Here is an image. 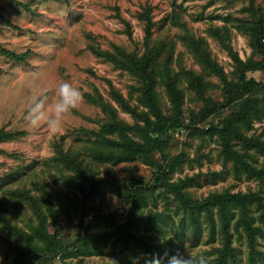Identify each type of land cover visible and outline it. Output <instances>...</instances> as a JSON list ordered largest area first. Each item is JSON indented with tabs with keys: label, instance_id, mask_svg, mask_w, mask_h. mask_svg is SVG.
<instances>
[{
	"label": "rangeland",
	"instance_id": "374dc122",
	"mask_svg": "<svg viewBox=\"0 0 264 264\" xmlns=\"http://www.w3.org/2000/svg\"><path fill=\"white\" fill-rule=\"evenodd\" d=\"M0 7V264H14L16 248L26 246L10 233L1 215L38 242L39 213L45 218V231L57 235L63 250L46 258L38 254L31 264H153L154 260L168 264V257L178 250L202 254L207 264H218L225 237L217 207H212L210 216L198 214L196 230L175 193L162 186L143 190L136 212L153 215L157 221L128 227L131 235L124 243L127 236L120 227L129 216L130 203L118 190L125 193L132 179L153 186L158 172L135 155L110 158V150L120 153L110 140L119 138L103 127L114 120L126 124L130 138L145 143L142 118H150L152 129L156 119L141 102L139 79L92 48L106 52L119 48L139 57L156 51L162 63L159 71H170L179 105L172 102L167 81L160 77L155 94L165 120H179L181 126L164 134L148 132L164 143L161 151L152 152L156 162L165 164L163 154L168 161L180 156L166 176L168 181L189 180L183 193L194 200L227 192H253L264 198V178L248 176L242 169L236 172L213 132L241 100L251 96L262 100L264 91L237 97L203 119L212 102L224 101V82L196 50L201 45L225 78L236 82L233 54L244 61L261 59L245 25L264 21V0H1ZM247 78L264 82V70L250 71ZM62 81L79 87L84 101L65 118L63 133L52 136L46 127L32 128L26 112L34 95L47 92L54 100V89ZM241 131L264 140V119ZM62 151L80 164L77 171L59 161ZM248 154L250 164L264 168V154L255 149ZM259 214L252 204L249 216L262 228L256 234L253 260L264 264V222ZM238 215L233 209L228 221L236 260L228 256L224 264H252L243 225L236 223Z\"/></svg>",
	"mask_w": 264,
	"mask_h": 264
},
{
	"label": "trees",
	"instance_id": "16d2710c",
	"mask_svg": "<svg viewBox=\"0 0 264 264\" xmlns=\"http://www.w3.org/2000/svg\"><path fill=\"white\" fill-rule=\"evenodd\" d=\"M1 1V0H0ZM253 1V0H250ZM2 9L0 7V17ZM264 21L259 20L254 25L246 24L245 28L247 29L249 36L251 37V45L255 52H257L261 59L259 61L247 60L244 61L239 58L237 54H233V60L236 64L237 68V81L230 82L228 81L222 71H220L209 59L208 55L205 53L204 49H201V45L196 46V50L198 52H202L204 56L203 59L209 65L212 66L214 71L221 77L224 82L223 87V102H212L209 107L203 112L202 118L205 119L210 113L219 108H227L232 101L241 97L244 94H248L254 90L264 91V82H258L255 79H248L247 73L250 71L264 70ZM151 26L147 25L146 33L147 37L150 35ZM94 53L99 57L107 59L112 62L115 67L130 72L132 75L137 77L139 81L142 83L141 91L142 97L141 102L145 106L150 109V112L153 114L156 122L155 128H151L150 124L152 121L149 117L144 114L145 117L142 118L143 122L146 124V142L140 143L130 138L127 133V130L130 129L126 124H122L118 121H112L107 123L103 127V131L109 134H117L119 140L114 141L110 140V146H115L120 150L119 154H114L113 150H110L109 157L115 158L117 160L123 159L124 157H132L138 156L141 161L157 170L158 174L155 178V182L153 186H149L148 184H144L143 182H137L135 180H129L127 191L123 194L119 192L120 197L124 198L126 202L130 203V211L125 224H122L120 228H122L123 234L127 237L124 243L127 245V241L130 238L127 235L128 227L134 226L136 223L143 222L145 225L150 224V222H156L153 215H143L140 213L136 215L137 209L139 207V203L142 200V192L143 190H153L156 187L162 186L167 188L168 190L175 193L176 199L182 204L184 210L190 216V220L192 221L195 229L197 230L199 220L198 214L200 212H206L209 216L212 212V207H217L218 214L222 223V229L224 231V247L219 250L218 264H224L227 261V257L231 256V258L235 261L236 256L233 253V248L231 244V233L228 230V221L230 215H232V210L237 209L239 212L237 218V224L243 225V229L247 236L248 245L251 250V263L255 264L253 260V256L256 249V234L261 233L262 228L259 226H255L253 224V220L249 216L250 206L253 204L260 210V219L264 222V198H262L257 193H222V194H213L207 197L204 200H194L187 197L186 194L183 193L184 187L188 184L189 180L179 181V182H170L167 180L166 176L170 173L177 161H179L180 156L167 160V156L163 154L162 158L164 159L165 164H160L156 162L152 157V152L161 151L163 144L157 138H151L148 135V132L164 134L172 131V129L178 128L181 126L179 120L175 119H167L165 120L164 115L162 114L155 94V86L158 81V77L163 81H167L166 85L168 88V93L172 102L178 106L180 97L179 92L176 90L175 80L170 76V71L168 69H164V71H159V67L161 64L158 58V52L151 51V53L144 56H137L134 54L125 53L123 50L116 48L115 52H106L101 51L96 48H92ZM13 57L14 54L10 53ZM199 55V54H198ZM165 66V64H163ZM167 67V65H166ZM165 72V76L163 73ZM117 100L121 103H124V99L121 96H117ZM103 104V102H101ZM239 106L235 109V112L223 120L222 125L213 129L215 135L219 137L222 145V154L225 158L232 161L235 166V171L239 172L242 169L248 176H255L257 178H264V168H257L250 164L246 158L249 157L248 152L252 149H255L258 152L264 154V140H260L258 138H254L252 136L245 135L242 131V127H250L255 120L264 119V98L262 100H258L255 97H247L239 102ZM105 106V104H103ZM123 107L126 111H130V107L128 105H124ZM108 110L110 109L107 107ZM106 108V109H107ZM111 110V109H110ZM135 113V112H132ZM115 115V113H113ZM136 115V113H135ZM104 137V136H103ZM237 141V142H235ZM239 148H237L238 144ZM113 149V148H111ZM59 161L64 162L68 167H74V170H78L80 168V164L76 163L73 157L70 155L60 152ZM101 156L104 153L100 154ZM40 225L35 230L36 237L38 238V242H34L33 236L25 234L23 231L15 228L9 222V220L5 217V215H1V220L5 224L6 228L15 236L22 238L26 243L25 247H17L16 248V259L14 264H31L32 261L36 258L38 254H41L42 257L52 256L57 251L63 250V244L57 239V235L55 233L49 234L44 229L45 218L39 213ZM198 233V231H196ZM83 241L84 238H81ZM125 245V246H126ZM127 248V246H126Z\"/></svg>",
	"mask_w": 264,
	"mask_h": 264
},
{
	"label": "clouds",
	"instance_id": "9594fccd",
	"mask_svg": "<svg viewBox=\"0 0 264 264\" xmlns=\"http://www.w3.org/2000/svg\"><path fill=\"white\" fill-rule=\"evenodd\" d=\"M54 97V100L50 99L47 92L34 95L26 112V120L32 128L43 126L50 135L57 136L64 131L65 118L79 108L84 96L79 87L69 81H62L54 89ZM153 264H160V261L154 260ZM168 264H207V260L202 254L192 256L184 250H178L168 257Z\"/></svg>",
	"mask_w": 264,
	"mask_h": 264
}]
</instances>
